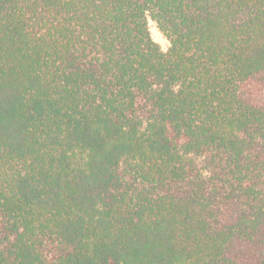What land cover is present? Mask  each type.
<instances>
[{
	"label": "trees",
	"instance_id": "obj_1",
	"mask_svg": "<svg viewBox=\"0 0 264 264\" xmlns=\"http://www.w3.org/2000/svg\"><path fill=\"white\" fill-rule=\"evenodd\" d=\"M0 264H264V0H0Z\"/></svg>",
	"mask_w": 264,
	"mask_h": 264
},
{
	"label": "rangeland",
	"instance_id": "obj_2",
	"mask_svg": "<svg viewBox=\"0 0 264 264\" xmlns=\"http://www.w3.org/2000/svg\"><path fill=\"white\" fill-rule=\"evenodd\" d=\"M148 30L151 36V39L160 47L162 51H166L169 47V42L166 37L162 34V32L158 29L156 24L148 20Z\"/></svg>",
	"mask_w": 264,
	"mask_h": 264
}]
</instances>
